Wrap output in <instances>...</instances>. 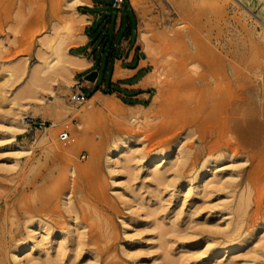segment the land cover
I'll list each match as a JSON object with an SVG mask.
<instances>
[{"label":"rangeland","instance_id":"rangeland-1","mask_svg":"<svg viewBox=\"0 0 264 264\" xmlns=\"http://www.w3.org/2000/svg\"><path fill=\"white\" fill-rule=\"evenodd\" d=\"M71 2L0 0V264H16L15 248L29 243L31 230L39 244L22 254L29 264H264L260 3L246 0L244 7L231 1L233 8L220 24L203 20L194 29L193 47L181 37L188 0H128L149 64L152 99L145 108H132L100 95L90 108L92 97L83 104L70 99L84 83L77 81L78 70L70 76L60 69L43 71L39 56L40 51L50 55L42 44L58 34H65L67 52H76L85 20L78 15L80 4L72 10ZM168 62L178 68L177 77L186 76L180 78L188 87L177 80L183 83L175 91L174 64ZM105 106H114L116 113ZM169 106L177 113L167 111ZM12 118L25 132L11 126ZM26 120L37 127H28ZM62 132L69 133L67 141L60 140ZM125 138L135 146L136 158L128 163L123 153L120 169L113 171L106 155ZM55 144L67 152L58 153ZM177 148L183 157L176 162ZM163 152L168 156L157 177L155 165L143 163L159 160ZM215 166L224 171L222 181L197 190L196 179ZM251 235L229 257H208L215 248Z\"/></svg>","mask_w":264,"mask_h":264},{"label":"crops","instance_id":"crops-1","mask_svg":"<svg viewBox=\"0 0 264 264\" xmlns=\"http://www.w3.org/2000/svg\"><path fill=\"white\" fill-rule=\"evenodd\" d=\"M79 8L85 31L71 54L78 57L75 69L78 83L84 82L81 91L88 97L113 96L132 108H145L153 87L149 64L136 37L131 5L127 1L117 11L112 0H86Z\"/></svg>","mask_w":264,"mask_h":264},{"label":"bare ground","instance_id":"bare-ground-1","mask_svg":"<svg viewBox=\"0 0 264 264\" xmlns=\"http://www.w3.org/2000/svg\"><path fill=\"white\" fill-rule=\"evenodd\" d=\"M73 2H71V4H70V7H69V5H68V7L70 8V9H74V7H75V5L76 4H83L84 3V1H86V0H72ZM187 1V0H186ZM231 1H233V2H235V4H238L239 5V3L240 4H244V2L246 1V0H188V2L189 3H191V5H189V12L190 13H185L184 15H185V18H186V20L185 19H183L182 21H186L187 23L184 25V28H183V31L181 32V37L182 38H184V39H186V40H188V41H190V42H192L191 43V46H193V47H196V41H197V37L194 35V33H193V31H194V29L195 28H197L198 27V25L203 21V20H206L207 22H216V23H218V24H220V22L221 21H223L224 20V18L227 16V12H228V10L230 9V7H231V5H232V3H231ZM237 1L239 2V3H237ZM250 1H252V2H255L256 4H259L260 3V6L262 7V9H261V15H262V17L261 18H259L260 19V21H262L263 23H264V0H250ZM187 2V3H188ZM186 3V4H187ZM251 4V3H250ZM244 7H245V4L243 5ZM188 7V6H187ZM237 7V6H236ZM231 8H233V7H231ZM191 9V10H190ZM183 13V12H182ZM78 15H79V17L80 18H83L79 13H78ZM182 17V16H181ZM226 21V20H225ZM184 23V22H183ZM209 23V24H210ZM70 27V26H69ZM68 26H65V31L66 32H68L69 30H70V28H69ZM206 27H208V26H206ZM203 28H204V26H203ZM211 30H213L211 27H209ZM208 29V28H207ZM209 29V30H210ZM214 29L216 30V27H214ZM202 31H204V30H202ZM174 33H176L177 31H173ZM210 32V31H209ZM173 33V34H174ZM207 33V32H206ZM205 33V34H206ZM197 34V33H196ZM211 34V33H210ZM210 34H208V35H210ZM218 34V33H217ZM64 35L65 34H58V38H54V40H53V38L51 39V40H49V41H44V43L42 44L43 46H45L49 51H50V55L48 56V57H46L45 56V53H43L42 51H40L39 52V56H40V58L41 59H43V61L42 62H44V66H42L43 67V71H54V70H58V69H60V71L62 72V73H64L65 75H73L74 74V70H75V68H77L79 65H78V63H77V61H78V57H76V56H74V55H72L71 53H69V52H67V50L65 49V38H64ZM178 35V34H177ZM207 35V36H208ZM175 36V35H174ZM205 36V35H204ZM177 37V36H176ZM176 37H174V38H176ZM203 37V36H202ZM216 37V36H215ZM220 37V36H219ZM218 37V38H219ZM171 38H173V37H170L169 39H171ZM210 38H212V37H210ZM209 38V39H210ZM168 39V40H169ZM207 39H208V37H207ZM214 39V38H213ZM211 40V39H210ZM176 41V40H175ZM220 41V40H219ZM228 41V40H227ZM169 42H170V40H169ZM181 42V41H180ZM218 42V41H217ZM170 43H172V41L170 42ZM177 43V42H176ZM225 43H226V40H225ZM220 44V43H219ZM166 45V44H165ZM170 45V44H169ZM164 46V44L162 45V47ZM171 46H173V44L171 45ZM209 46V45H208ZM207 47V46H206ZM208 48V47H207ZM176 49H178V47L176 48ZM162 50H163V48H162ZM167 50V49H166ZM173 50H175V49H173ZM172 50V51H173ZM164 51V50H163ZM171 52V51H170ZM170 52H165L164 51V55L165 54H170L171 55V53ZM174 52H176L177 53V51H174ZM180 52V51H179ZM210 52V51H209ZM175 53V54H176ZM188 52H186V55H188L187 54ZM194 53V52H193ZM230 53V52H229ZM174 54V53H173ZM193 55V54H192ZM227 55V54H226ZM174 56L175 55H171V57H173L174 58ZM181 56V55H180ZM194 56V55H193ZM166 57V56H165ZM169 57V56H168ZM170 57V58H171ZM65 58V59H64ZM224 58V57H223ZM211 59V58H210ZM171 60H173V59H171ZM170 60V61H171ZM176 60V59H175ZM181 60V57H180V59L178 60V61H180ZM183 60V59H182ZM181 60V61H182ZM193 60V59H192ZM188 61V60H187ZM175 62V61H174ZM189 62V61H188ZM227 62H229V61H226V63ZM241 62V61H240ZM168 63H170V62H168ZM172 63V62H171ZM169 64V65H172V64H174V63H172V64ZM181 63H183V62H180V64ZM192 64V63H191ZM231 64V63H230ZM168 65V66H169ZM223 65H224V63H223ZM228 65H229V63H228ZM196 66H197V64H196ZM181 67V66H180ZM199 67V66H198ZM231 67H232V64H231ZM230 67V68H231ZM182 68V67H181ZM200 68H201V66H200ZM199 68V69H200ZM233 68H235V66L233 65V67H232V69L231 70H233L234 72L237 70H234ZM172 71H173V73H172V75L174 76H172V78H174V82L175 81H177V80H182V78H184V77H186V76H180V77H182V78H180L179 77V75H178V77H177V73L179 74V70H178V68L175 66V64L172 66ZM191 70V69H190ZM170 71V69H169V67H168V72ZM188 71H189V69H188ZM192 71V70H191ZM201 71H202V69H201ZM233 71H231V72H233ZM198 72V71H197ZM195 73V72H194ZM192 74V73H191ZM198 74V73H197ZM233 74H235V73H233ZM183 75H184V73H183ZM207 75V74H206ZM170 77H171V75H169ZM191 76H194L195 77V75H191ZM219 76V75H218ZM172 78H171V81H172ZM176 78H178V79H176ZM187 78H189V76L187 77ZM186 78V79H187ZM191 78V77H190ZM189 78V79H190ZM188 80V79H187ZM191 80V79H190ZM190 80H189V82H190ZM210 80V79H209ZM182 81H184V80H182ZM192 82H193V80H191ZM244 81V80H243ZM168 82V81H167ZM169 82H170V80H169ZM178 82V81H177ZM209 82V81H208ZM211 82H212V79H211ZM181 83H183V82H179V83H176L175 82V85L174 84H172V85H174V89L178 86H180V84ZM206 83V82H205ZM243 83V82H242ZM240 84L241 86L244 84ZM151 84H152V82H151ZM184 84H185V81H184ZM187 84H188V82H187ZM187 84H185L186 85V87H188V85ZM237 84V83H236ZM235 84V87H238L237 85ZM168 86V88H169V83L167 84ZM184 85V86H185ZM191 85H193V84H191ZM190 85V86H191ZM240 85H239V89H240ZM182 86H183V84H182ZM171 87V89H172V86H170ZM215 87V86H214ZM222 87H224V88H222L223 90L225 89V87L226 86H222ZM205 88V87H204ZM170 89V88H169ZM169 89H167V90H169ZM170 89V90H171ZM174 89H172L171 90V93H169L170 95L171 94H173V92H174ZM187 89V88H186ZM185 89V90H186ZM236 89V88H235ZM177 90V88L175 89V91ZM204 90V89H203ZM206 90H208V87H207V89ZM205 91V90H204ZM226 91V90H225ZM251 91V90H250ZM170 92V91H169ZM207 92V91H206ZM248 93H249V91H247ZM246 92V93H247ZM205 93V92H204ZM210 93V92H209ZM213 93V92H212ZM191 94V93H190ZM190 94H188V96L190 95ZM226 94V93H225ZM174 96H175V93L173 94ZM192 95V94H191ZM227 95V94H226ZM181 96H182V94H181ZM180 96V97H181ZM168 97H169V95H168ZM185 96H183L182 98H184ZM223 97V96H222ZM227 97H228V95H227ZM170 98V97H169ZM207 98V97H206ZM214 98V97H213ZM224 98H226V96L224 95ZM171 99V98H170ZM185 99V101H187L188 99H187V97L186 98H184ZM196 99H197V97H196ZM212 99V98H211ZM174 101V100H173ZM189 101V100H188ZM196 101V100H195ZM220 101H221V99H220ZM89 106H90V108H92L93 106H95V103H96V99L95 98H92V99H90L89 101ZM197 102V101H196ZM175 103V102H174ZM187 104L189 103V102H186ZM216 103V102H215ZM191 104V103H190ZM222 104V103H221ZM220 104V105H221ZM196 105V104H195ZM212 105H214L215 106V104L213 103ZM186 106V105H185ZM190 106V105H189ZM177 107H178V105H177ZM177 107L176 106H172V107H170L169 106V108L167 109V111H169V110H174V112L175 113H177L175 110L177 109ZM209 107V106H208ZM210 107H211V104H210ZM167 108V107H166ZM179 108H181L180 107V105H179ZM105 109L106 110H108V111H110V112H113V113H116V108L114 107V106H105ZM213 110V109H212ZM217 111V110H216ZM219 112V111H218ZM175 113H173L172 115H173V117H175ZM212 113H214V112H212ZM165 114L167 115V117H168V114L166 113V111H165ZM216 114H218V113H216ZM198 115H199V113H198ZM219 115V114H218ZM236 116H237V114H235ZM204 116H206V114L204 115ZM203 116V117H204ZM240 116V115H239ZM243 116V115H242ZM241 116V117H242ZM166 117V116H165ZM226 117V116H225ZM192 118V117H191ZM216 119V118H215ZM215 119H214V121H215ZM222 119H223V117H222ZM170 120V119H169ZM217 120H219V119H217ZM133 122V121H132ZM223 122V121H222ZM229 122V121H228ZM10 124H11V126L13 127V128H15V130H17L18 132H21V133H23V132H25V129L22 127V122L21 121H18L16 118H12L11 119V122H10ZM240 124V123H239ZM249 124V123H248ZM230 125V124H229ZM242 126V125H241ZM244 126H246V125H244ZM208 127V126H207ZM211 128V127H210ZM240 128V126H238V129ZM242 128H245V127H242ZM229 129V128H228ZM241 129V128H240ZM248 129V128H247ZM251 129V128H250ZM214 130V129H213ZM216 130V129H215ZM194 131V130H193ZM192 131V132H193ZM218 131V130H217ZM246 131V130H245ZM192 132L190 133V132H188V133H190V134H192ZM251 132L252 133H250V134H252L253 135V132H255V131H253V130H251ZM199 133V132H198ZM212 133V132H211ZM255 134V133H254ZM212 135H213V133H212ZM242 135H244V134H242ZM241 135V133H240V137L242 136ZM248 135H249V133L247 134V137L246 138H248ZM258 135V134H257ZM256 135V136H257ZM188 136V135H187ZM192 136H194V135H192ZM212 137V136H211ZM245 138V139H246ZM253 138V137H252ZM252 138H250V139H252ZM255 138V137H254ZM258 138V137H257ZM210 139V138H209ZM241 139V138H240ZM244 139V140H245ZM249 139V140H250ZM259 139V138H258ZM236 140V139H235ZM253 140V139H252ZM209 141V140H208ZM238 140H236L235 142L236 143H238L237 142ZM239 141H241V140H239ZM243 141V140H242ZM257 141V140H256ZM255 142V141H254ZM130 142H129V140L128 139H122L121 141H120V143H118L116 146H115V148L113 149V151H110L109 153H107V155H106V164H107V167L109 168V169H111V170H113V171H117V170H119L120 169V166H121V161H120V159H119V157L123 154V153H125L127 156L129 155V157L130 158H127V161H128V163L129 162H132V161H134L135 160V158H136V156H135V154H136V151H134V147L135 146H133L132 144L133 143H131V144H129ZM245 143V142H244ZM252 143V142H251ZM251 143H249L248 145H251ZM257 144V143H256ZM256 144H254L253 143V146H255ZM137 146V145H136ZM175 146V145H174ZM257 147H262L261 146V144L259 143V146H257ZM173 148V147H172ZM176 148V147H175ZM231 148V147H230ZM256 147H254V149H255ZM55 149L58 151V153H61V152H63V153H65V152H67V150L66 149H64V148H62V147H60L58 144H55ZM178 149L179 148H177V151H176V155L175 154H173V155H175L176 156V158H175V160L176 159H180L181 158V156L183 157V155H182V152H181V154H180V151L181 150H179L178 151ZM133 150V151H132ZM230 151L229 152H231L232 151V148L231 149H229ZM259 151H262V150H260V149H258ZM226 151V150H225ZM259 151H257V152H259ZM228 152V153H229ZM222 154V153H221ZM220 154V155H221ZM160 156H161V158L159 159V160H157V161H155V159H152V158H148L147 160H145L144 161V166L145 167H149L151 164L152 165H155V175L156 174H158L157 175V177L158 176H162L161 175V173H160V168L164 165L165 166V164H166V162H164L165 161V159H166V157L168 156V154L167 153H165V152H163V153H161L160 154ZM225 156V155H224ZM116 158V159H115ZM228 158V157H227ZM177 161H179V160H176V162ZM164 163V164H163ZM214 164L215 163H217V161H214L213 162ZM120 165V166H119ZM212 168H210V170H207V171H204V173H202L200 176H199V178H197L196 179V183H195V185H196V189L198 190V189H201L202 191H206V190H208L210 187H211V185L212 184H214V183H219L220 181H222V179L220 178V175L224 172L222 169H218L216 166L211 170ZM118 172V171H117ZM208 172H210V176H212V179H210L209 180V178L207 177V173ZM209 176V175H208ZM37 185H38V181L36 180V181H34L33 182V187L34 188H36L37 187ZM34 224L35 223H33L32 224V226H34ZM37 225L39 226V224L37 223ZM39 228H40V230L42 231V233L43 234H47V229L43 226V225H40L39 226ZM30 234H31V237H30V241H29V243H27L26 245H23V246H19V247H16L15 248V251H14V254H13V258H14V261H15V263L16 264H29V259L27 258V259H22V254H24V253H32L35 249H36V247H37V245L39 244V241H38V239H37V236L33 233V230H31L30 231ZM253 237H254V235H251L250 237H248V238H246V239H244L240 244H238V243H233L232 241L231 242H229V243H227V244H225V247H218V248H215L210 254H209V258H213V259H220V258H222V257H224V256H226L227 254H229L230 252H234V251H239L240 249H242L243 248V246H244V244L245 243H248V242H250L252 239H253ZM228 257L230 256V255H227ZM229 264H233V262H229Z\"/></svg>","mask_w":264,"mask_h":264},{"label":"built area","instance_id":"built-area-1","mask_svg":"<svg viewBox=\"0 0 264 264\" xmlns=\"http://www.w3.org/2000/svg\"><path fill=\"white\" fill-rule=\"evenodd\" d=\"M127 1L128 0H112V6L117 11H120L125 6ZM77 88H78V90L72 94L70 99L75 104H83L84 102H86L88 100V96L81 91V88H80L79 84H77ZM25 124L28 127H30V128H33V127L36 128L37 127V123L36 122H32V121H29V120H26ZM68 138H69V133L68 132H62L60 134V140L61 141H67Z\"/></svg>","mask_w":264,"mask_h":264}]
</instances>
